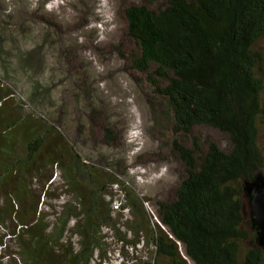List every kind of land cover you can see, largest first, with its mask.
I'll return each instance as SVG.
<instances>
[{"label":"trees","instance_id":"obj_1","mask_svg":"<svg viewBox=\"0 0 264 264\" xmlns=\"http://www.w3.org/2000/svg\"><path fill=\"white\" fill-rule=\"evenodd\" d=\"M31 1L44 2L13 0L22 9ZM3 5L0 264H101L109 239L135 251L140 244L152 248L150 261L139 264H264L243 188L264 171L257 143L264 125V0H166L156 10H123L136 46L130 69L165 99L174 133L191 136L190 148L171 141L183 166L172 200L130 186L128 151L117 150L109 129L101 142L92 133L93 115L114 114L92 94L91 77L71 66V56L84 52L71 51L62 36L74 47L77 26L65 19L61 29L39 18L46 26L32 28L12 22ZM90 34L79 31L85 47ZM87 62L79 60L92 68ZM70 118L80 141L93 137L85 152L69 134ZM199 126L224 133L230 149L202 148L192 135Z\"/></svg>","mask_w":264,"mask_h":264},{"label":"rangeland","instance_id":"obj_2","mask_svg":"<svg viewBox=\"0 0 264 264\" xmlns=\"http://www.w3.org/2000/svg\"><path fill=\"white\" fill-rule=\"evenodd\" d=\"M32 2L21 8L13 0H0V10L13 13L12 22L23 21L32 28H43L47 20L62 29V22L69 19L77 26L78 34L70 35L74 47L69 43L67 33L62 36L57 28V36H62L63 43L69 48L83 51V56L77 53L71 56L70 63L77 72L82 70L91 77L92 94L106 102L113 118L108 120L107 112L92 116V133L98 142L102 141L103 131L109 129L117 136L116 148L119 152L128 151L124 175L130 186H134L142 195L154 199L172 200L174 189L183 176V166L172 152V140L190 148L191 136L174 133L172 113L165 99L158 97L146 79V75L130 69L132 55L136 53L134 42L127 36L123 10L128 6L142 5L150 10H156L165 5L166 0H43ZM45 3L41 11V5ZM4 9V10H3ZM38 10L40 13H38ZM41 20H40V19ZM92 30L89 45H82L83 38L80 30ZM53 30V29H52ZM35 32L37 30L34 29ZM75 36V37H74ZM92 43V44H91ZM264 50V38L260 42ZM83 47V49H79ZM70 51V52H71ZM87 60L92 64H79V60ZM88 63V62H87ZM14 77L13 74H11ZM5 79V78H3ZM6 82V81H5ZM4 82V83H5ZM18 87V94L22 95L26 88L25 82ZM65 88V86H64ZM67 88V87H66ZM56 88L54 91H60ZM73 91V88H72ZM99 102V101H98ZM74 119L70 118L69 134L72 140L83 145L93 141L87 136L86 142L74 133ZM108 120V121H107ZM192 135L198 138L202 148L213 143L220 149L227 151L231 147L228 137L217 130L199 126L195 127ZM257 143L264 157V125L259 127ZM88 146V145H87ZM120 180H122L121 176ZM112 192L121 198L122 190L112 188ZM145 209L152 215L150 202L145 203ZM101 264H139V260L148 262L152 258V248H145L143 244L134 248L122 245L120 241L110 240ZM97 264V263H95Z\"/></svg>","mask_w":264,"mask_h":264},{"label":"water","instance_id":"obj_3","mask_svg":"<svg viewBox=\"0 0 264 264\" xmlns=\"http://www.w3.org/2000/svg\"><path fill=\"white\" fill-rule=\"evenodd\" d=\"M252 229L255 230V244L264 251V171H260L250 181L243 184Z\"/></svg>","mask_w":264,"mask_h":264}]
</instances>
